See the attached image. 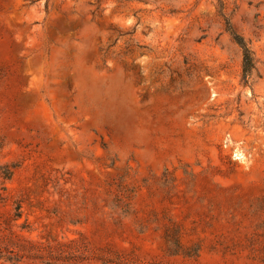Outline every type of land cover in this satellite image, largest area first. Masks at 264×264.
I'll use <instances>...</instances> for the list:
<instances>
[{"label": "rangeland", "instance_id": "374dc122", "mask_svg": "<svg viewBox=\"0 0 264 264\" xmlns=\"http://www.w3.org/2000/svg\"><path fill=\"white\" fill-rule=\"evenodd\" d=\"M0 264H264V0H0Z\"/></svg>", "mask_w": 264, "mask_h": 264}, {"label": "trees", "instance_id": "16d2710c", "mask_svg": "<svg viewBox=\"0 0 264 264\" xmlns=\"http://www.w3.org/2000/svg\"><path fill=\"white\" fill-rule=\"evenodd\" d=\"M251 68H252V62L250 60V57L248 55H245L243 62V72L245 76H248Z\"/></svg>", "mask_w": 264, "mask_h": 264}]
</instances>
